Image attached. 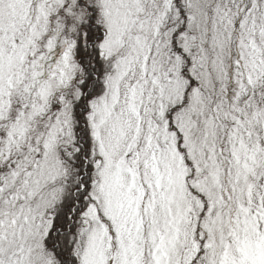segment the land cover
Here are the masks:
<instances>
[{"label": "snow or ice", "instance_id": "snow-or-ice-1", "mask_svg": "<svg viewBox=\"0 0 264 264\" xmlns=\"http://www.w3.org/2000/svg\"><path fill=\"white\" fill-rule=\"evenodd\" d=\"M0 264H264V0H0Z\"/></svg>", "mask_w": 264, "mask_h": 264}]
</instances>
